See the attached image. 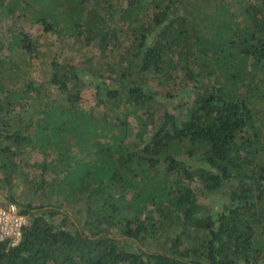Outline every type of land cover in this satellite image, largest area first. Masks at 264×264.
<instances>
[{"label":"trees","instance_id":"16d2710c","mask_svg":"<svg viewBox=\"0 0 264 264\" xmlns=\"http://www.w3.org/2000/svg\"><path fill=\"white\" fill-rule=\"evenodd\" d=\"M32 24L97 60L37 69ZM4 202L28 222L0 264H264V0H0Z\"/></svg>","mask_w":264,"mask_h":264},{"label":"rangeland","instance_id":"374dc122","mask_svg":"<svg viewBox=\"0 0 264 264\" xmlns=\"http://www.w3.org/2000/svg\"><path fill=\"white\" fill-rule=\"evenodd\" d=\"M124 0H109L110 4H121ZM28 29L30 32L35 35L39 36V44L40 49L43 51V54L41 55V59L37 61L39 63V66L37 69L44 68V65L51 59L56 58L60 61L64 62H72L73 64H78L86 57L92 56V59L94 61L97 60L98 51L94 46H81L78 43H75L73 39L65 36L60 35L57 36L55 34H43L41 31V27L38 24H32L31 26L28 25ZM40 74V73H39ZM39 74L35 73V76L37 77ZM86 84L82 88V103L84 105H90L94 103L95 99V86L96 84L100 83L101 80H91L90 78H86ZM99 81V82H98ZM106 85H112L111 81L105 80L103 81ZM100 86H103L100 84ZM181 99H184L182 97ZM178 103V100H172L169 103L168 109L170 111H174L175 105ZM133 118H131L132 120ZM132 124H135V121L132 120ZM30 177L33 179H37L36 175L32 173L29 174ZM196 187V191L199 195V202L203 205H206L212 209V211H218L221 210L224 204L228 203L227 200V194L225 191H221L219 193L210 194L207 192L200 191V188L197 183L194 184ZM16 186L18 187L17 191L23 189V185L20 181L16 182ZM26 193H28V190H26ZM17 199H23V196L17 197ZM9 203L13 202H4L0 203V206H6ZM15 204L18 209L20 206V203H13ZM58 212L52 217V220L56 223H61L65 221V226L68 228L73 227V225H77V223L80 221L82 215H80V211L77 210V208H59L57 209ZM126 242V245H128L132 249H142L146 250V246L144 243H141L134 239H124Z\"/></svg>","mask_w":264,"mask_h":264},{"label":"built area","instance_id":"2783aa9c","mask_svg":"<svg viewBox=\"0 0 264 264\" xmlns=\"http://www.w3.org/2000/svg\"><path fill=\"white\" fill-rule=\"evenodd\" d=\"M27 222L28 217L21 214L15 204L0 206V241L8 240L11 246L16 245Z\"/></svg>","mask_w":264,"mask_h":264}]
</instances>
